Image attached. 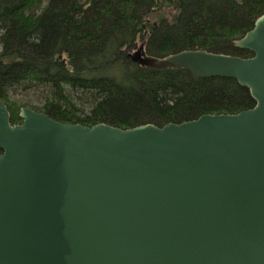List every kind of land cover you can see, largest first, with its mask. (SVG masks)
<instances>
[{"label": "water", "instance_id": "1", "mask_svg": "<svg viewBox=\"0 0 264 264\" xmlns=\"http://www.w3.org/2000/svg\"><path fill=\"white\" fill-rule=\"evenodd\" d=\"M234 46L132 63L234 79L235 114L119 129L0 102V264H264V14Z\"/></svg>", "mask_w": 264, "mask_h": 264}, {"label": "trees", "instance_id": "2", "mask_svg": "<svg viewBox=\"0 0 264 264\" xmlns=\"http://www.w3.org/2000/svg\"><path fill=\"white\" fill-rule=\"evenodd\" d=\"M263 14L264 0H0V102L11 125L28 108L119 129L251 109L234 79L153 70L127 54L142 46L159 59L188 50L250 58L234 43ZM20 94L39 102L18 104Z\"/></svg>", "mask_w": 264, "mask_h": 264}, {"label": "rangeland", "instance_id": "3", "mask_svg": "<svg viewBox=\"0 0 264 264\" xmlns=\"http://www.w3.org/2000/svg\"><path fill=\"white\" fill-rule=\"evenodd\" d=\"M164 9V8H163ZM168 10H166V13H167ZM171 11V10H170ZM14 100L15 102H17L18 104L19 103H23V102H29L30 104H32L33 106L36 104V102L38 103V99L35 98L33 95L31 94H20V95H15L14 96Z\"/></svg>", "mask_w": 264, "mask_h": 264}]
</instances>
